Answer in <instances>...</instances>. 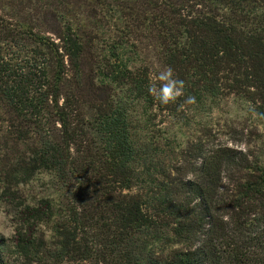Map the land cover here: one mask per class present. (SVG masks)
<instances>
[{
	"label": "trees",
	"instance_id": "trees-1",
	"mask_svg": "<svg viewBox=\"0 0 264 264\" xmlns=\"http://www.w3.org/2000/svg\"><path fill=\"white\" fill-rule=\"evenodd\" d=\"M227 94L264 121V0H0V264H264V147L172 128Z\"/></svg>",
	"mask_w": 264,
	"mask_h": 264
},
{
	"label": "rangeland",
	"instance_id": "rangeland-1",
	"mask_svg": "<svg viewBox=\"0 0 264 264\" xmlns=\"http://www.w3.org/2000/svg\"><path fill=\"white\" fill-rule=\"evenodd\" d=\"M106 36L101 35L103 41ZM156 71L154 81L165 84L167 81L161 79L162 76L168 75L165 69L156 66ZM201 110L199 107L194 108V105L182 106L179 118H175L181 125L178 126L174 121L172 128L177 134L181 131L183 138L202 136L209 143H225L252 152H258L264 147V121L256 116L253 107L243 98L234 94L216 97L208 100ZM33 185L31 192L41 189L40 183ZM13 231L14 217L10 206L0 196V234L10 241Z\"/></svg>",
	"mask_w": 264,
	"mask_h": 264
},
{
	"label": "clouds",
	"instance_id": "clouds-1",
	"mask_svg": "<svg viewBox=\"0 0 264 264\" xmlns=\"http://www.w3.org/2000/svg\"><path fill=\"white\" fill-rule=\"evenodd\" d=\"M170 74L171 73L169 71L168 75L161 77L162 80L167 81L165 84H163L162 88L160 89V95L158 97L159 100L164 104L175 102L177 97L182 94L181 89L183 87V82L169 79ZM177 85H179V87Z\"/></svg>",
	"mask_w": 264,
	"mask_h": 264
}]
</instances>
